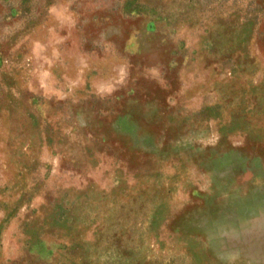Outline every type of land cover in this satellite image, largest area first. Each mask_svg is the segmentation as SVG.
Masks as SVG:
<instances>
[{"label":"rangeland","instance_id":"374dc122","mask_svg":"<svg viewBox=\"0 0 264 264\" xmlns=\"http://www.w3.org/2000/svg\"><path fill=\"white\" fill-rule=\"evenodd\" d=\"M0 264H264V0H0Z\"/></svg>","mask_w":264,"mask_h":264}]
</instances>
